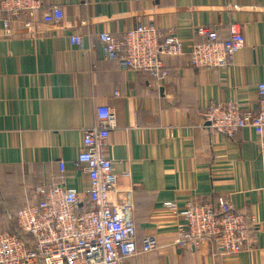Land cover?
I'll use <instances>...</instances> for the list:
<instances>
[{"label": "crops", "instance_id": "0c3cea01", "mask_svg": "<svg viewBox=\"0 0 264 264\" xmlns=\"http://www.w3.org/2000/svg\"><path fill=\"white\" fill-rule=\"evenodd\" d=\"M60 7L58 25L0 27V231L15 230L19 208L36 201L33 191L57 182L85 193L88 178L71 166L82 148V133L96 120V108L115 112L116 128L106 140V156L129 191L137 246L145 236L158 249L125 264H264V156L255 134L233 137L199 129L209 102H233L257 109L256 85L264 81V0H45ZM1 19H9L0 12ZM242 26L244 47L231 67L199 71L187 55L204 37L197 31ZM139 23L173 29L183 55L165 59L166 79L102 60L97 34L120 37ZM81 37L71 47L68 38ZM114 93H117L116 96ZM130 174L124 177V173ZM227 195L247 210L256 228L237 256L213 257L206 245L174 244L179 215L165 205L186 206Z\"/></svg>", "mask_w": 264, "mask_h": 264}, {"label": "built area", "instance_id": "2783aa9c", "mask_svg": "<svg viewBox=\"0 0 264 264\" xmlns=\"http://www.w3.org/2000/svg\"><path fill=\"white\" fill-rule=\"evenodd\" d=\"M45 0H0V27L11 20L29 26L40 15V22L58 25L63 19L60 7L44 10ZM226 36L216 30L197 31L204 37L187 55L188 64L199 71L231 67L234 56L244 47L242 26L227 25ZM74 34L71 47L81 43ZM102 60H115L123 67L143 71L152 79L168 78L165 59L183 55V45L175 31L139 23L120 37L108 32L97 34ZM257 109L245 110L233 102H209L200 113L199 129L233 137L241 129L255 134L258 154L264 156V81L258 83ZM118 96L117 93H114ZM95 124L82 133V148L71 166L88 178L85 193L66 185L61 168L57 182L34 190L36 201L15 215L16 226L25 237L0 231V264H125L140 253L158 249L157 239L145 236L137 246L129 191L117 189L118 176L105 153L109 132L116 128L115 112L109 106L96 108ZM128 172L124 177H128ZM165 209L179 215L174 244L196 249L206 245L213 257L237 256L252 239L256 221L247 210L236 209L227 195H216L205 202L191 201L184 207L174 204Z\"/></svg>", "mask_w": 264, "mask_h": 264}, {"label": "trees", "instance_id": "16d2710c", "mask_svg": "<svg viewBox=\"0 0 264 264\" xmlns=\"http://www.w3.org/2000/svg\"><path fill=\"white\" fill-rule=\"evenodd\" d=\"M37 14H38V13H37ZM37 14H36V16H38ZM7 16H8V15H7ZM48 186H49V185H48ZM33 193H34V191H33ZM34 194H35V193H34ZM35 198H36V197H35ZM21 208H22V207H21ZM19 210H20V208H19ZM19 210H18V211H19ZM18 211H16V213H17ZM16 213H15V215H16ZM15 215H14V217H13V226H15V230H14V231L12 230V232H10V233H11V234H14V235H15V234H18L19 236L25 237V236H24V233H22V232L18 229V227L16 226Z\"/></svg>", "mask_w": 264, "mask_h": 264}]
</instances>
